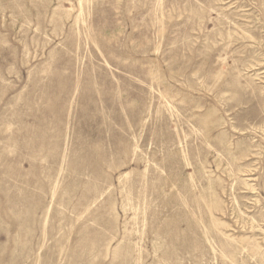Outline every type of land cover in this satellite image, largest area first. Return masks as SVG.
Here are the masks:
<instances>
[{
  "label": "rangeland",
  "instance_id": "374dc122",
  "mask_svg": "<svg viewBox=\"0 0 264 264\" xmlns=\"http://www.w3.org/2000/svg\"><path fill=\"white\" fill-rule=\"evenodd\" d=\"M0 264H264V0H0Z\"/></svg>",
  "mask_w": 264,
  "mask_h": 264
}]
</instances>
